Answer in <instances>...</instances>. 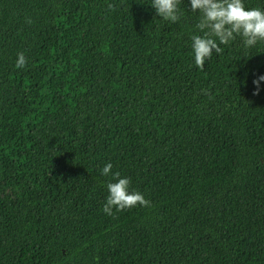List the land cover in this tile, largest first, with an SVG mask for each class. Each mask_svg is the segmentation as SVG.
<instances>
[{"label": "trees", "instance_id": "trees-1", "mask_svg": "<svg viewBox=\"0 0 264 264\" xmlns=\"http://www.w3.org/2000/svg\"><path fill=\"white\" fill-rule=\"evenodd\" d=\"M149 3L0 0V264H264V41L197 67Z\"/></svg>", "mask_w": 264, "mask_h": 264}, {"label": "clouds", "instance_id": "clouds-1", "mask_svg": "<svg viewBox=\"0 0 264 264\" xmlns=\"http://www.w3.org/2000/svg\"><path fill=\"white\" fill-rule=\"evenodd\" d=\"M182 0H150V6L161 20L176 23L184 15L180 7ZM192 12L198 13L195 24L196 31L190 36L193 63L200 67L213 52L219 54L221 46H226L237 37L245 48H250L264 41V9L246 7L244 0H187ZM25 57L17 55L16 66L23 67ZM264 81V75L254 80V84ZM112 164L105 163L100 169L102 176H111L106 184V192L102 211L112 215L113 210L120 211L145 206L149 201L142 192L130 188L127 176L112 171Z\"/></svg>", "mask_w": 264, "mask_h": 264}]
</instances>
